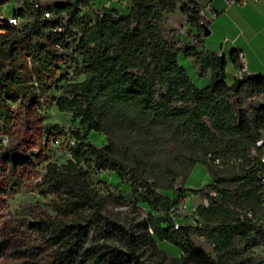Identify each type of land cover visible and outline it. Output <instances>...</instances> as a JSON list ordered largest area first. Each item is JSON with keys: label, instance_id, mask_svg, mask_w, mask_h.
<instances>
[{"label": "trees", "instance_id": "trees-1", "mask_svg": "<svg viewBox=\"0 0 264 264\" xmlns=\"http://www.w3.org/2000/svg\"><path fill=\"white\" fill-rule=\"evenodd\" d=\"M21 1L23 7L15 15L27 22L17 28L0 22V134L13 118L7 97L17 95L25 102L41 89L47 92L57 69L55 44L68 50L65 41L75 37L85 78L66 86L63 96L54 99L59 111L71 113L74 124L79 122L76 132L81 143L73 160L48 164L43 183L55 195V215L45 213L29 223L35 239L17 251L20 264H148L144 253L156 251L157 241L175 246L181 264H264L255 254L258 248L264 250V77L240 85L236 79L229 85L224 56L178 46L162 29L166 15L181 11L203 37L202 6L190 0H130L128 13L121 15L97 13L96 0L46 9L37 8V0ZM93 1V15L82 14ZM9 2L0 0V7ZM46 11L56 18H46ZM58 25L63 27L61 33L54 32ZM180 56L194 59L200 77L211 73V82L204 87L194 84ZM232 60L238 68V55ZM110 129L140 140L144 150L154 146L158 133L167 131L189 152L191 167L213 164L212 155L222 165L239 169L219 177L210 191L195 190L209 200L208 206L197 208L198 224L175 229L171 213L151 214L134 231L104 211V198L82 165L87 154L94 157L98 171L117 170L130 176L137 184L135 191L142 190V200L153 211L159 212L170 198L121 160L86 142L91 132ZM1 149L13 170L22 166L12 149L3 145ZM161 188L171 190L173 184ZM195 236L212 247L214 257L195 243ZM8 248L9 242H0V258Z\"/></svg>", "mask_w": 264, "mask_h": 264}, {"label": "rangeland", "instance_id": "rangeland-1", "mask_svg": "<svg viewBox=\"0 0 264 264\" xmlns=\"http://www.w3.org/2000/svg\"><path fill=\"white\" fill-rule=\"evenodd\" d=\"M74 1L37 0L44 9L58 3ZM93 5L94 1L83 9L82 14L87 12L93 15ZM22 7L21 0H10L8 4L0 7V22L8 23L11 18H16L17 24L14 26H22L27 19L15 15ZM60 17L64 21L67 20L65 15ZM187 24L189 25L187 17L177 11L165 16L162 29L165 35L174 41ZM65 42L70 48L59 50L55 77L49 79L46 93L41 89L25 102L17 95L6 98L13 118L7 130L0 134V242H9V248L0 258V264H20L22 260L18 258L17 251H23L25 245L35 239L28 229L29 223L45 213L55 215L52 206L55 195L43 183V177L49 163L63 165L73 160L74 151L81 143L76 132L80 129L79 122L74 124L72 114L59 111L54 102V99L63 96L66 86L85 78L83 64L75 53V37H69ZM181 46L185 45L181 43ZM181 59L182 66L191 79L196 81L197 86L207 85L204 83L206 77H200L191 64L184 60V56ZM227 72L229 80H232L236 67L230 65ZM86 142L104 148L102 154L121 160L129 171L142 174L155 186L158 193L170 198L169 203L162 206L159 212L153 211L148 203L142 200V190L138 188V191H135L137 184L130 176L125 173L121 175L117 170L98 171L95 169L94 157L87 154L82 165L92 179L94 187L104 198V211L115 221L134 231H138L151 214L175 213L181 191L186 192L191 207H200L206 197L195 190L204 187V192L210 191L209 186L219 177L234 175L239 169L233 164L217 166L210 162L207 165L197 164L191 167L189 152L178 146L175 138L167 131L158 133L154 146L147 150L140 149V140L115 129L106 133L91 132L86 136ZM1 145L15 152L23 161L21 167L13 170L6 163ZM228 158L224 157V160L227 161ZM170 184H173L171 190L165 191L161 188ZM226 187L233 188L232 185ZM187 223H192V220L188 219ZM193 239L214 257L212 247L204 239L197 236ZM255 254L264 260L263 249H256ZM180 257L181 252L165 241H157L156 251L147 250L144 253L148 264H181L177 262Z\"/></svg>", "mask_w": 264, "mask_h": 264}, {"label": "crops", "instance_id": "crops-1", "mask_svg": "<svg viewBox=\"0 0 264 264\" xmlns=\"http://www.w3.org/2000/svg\"><path fill=\"white\" fill-rule=\"evenodd\" d=\"M200 6L210 5L216 13V18L209 24L211 34L208 37H199L197 28L190 24L177 35L175 41L178 46L189 45L198 50H208L223 56L228 61V67L233 63V55L244 53L248 71L264 76V0H250L243 5L229 3L228 0H190ZM95 10L103 12L117 11L125 15L129 11L130 0L115 1L96 0ZM182 56L180 64L182 65ZM185 58V57H184ZM187 63L201 73L199 65L193 58H185ZM239 62V61H238ZM228 70V68H227ZM237 70V68H236ZM237 72L232 80L228 78L229 85L236 80ZM199 80V79H198ZM194 84L196 81L192 79ZM211 82V73L206 76L204 83ZM206 86V85H205Z\"/></svg>", "mask_w": 264, "mask_h": 264}, {"label": "built area", "instance_id": "built-area-1", "mask_svg": "<svg viewBox=\"0 0 264 264\" xmlns=\"http://www.w3.org/2000/svg\"><path fill=\"white\" fill-rule=\"evenodd\" d=\"M115 2L120 3L121 0H112ZM250 0H228L229 3L232 4H238V5H243L246 2ZM257 1V0H254ZM35 6L37 8H42L37 1H35ZM97 13L103 14L104 12L102 10L96 11ZM45 17L48 19H55L56 17L52 14V12L46 11L45 12ZM199 15L203 21L204 24L209 25L215 18H216V13L212 10V7L210 5H204L201 7ZM7 24L11 25H16L17 24V19L16 18H11ZM63 31V27L61 25H58L54 28V32L61 33ZM54 48H56L58 51L62 50V46L60 44H55ZM219 56H223V53H219ZM239 58V67L237 68V76L236 79H242V80H254L258 77H264L261 74L258 73H251L248 71L247 64L245 61V55L244 53H239L238 54ZM254 155H256V152H254ZM210 160L213 162V164L217 166H221L222 162L221 159L218 157H214L212 155H209ZM261 162L264 163V155L261 157ZM231 163H234V161H231ZM261 182L264 184V174L261 175ZM211 196H216V193L211 192ZM203 206H208L209 205V200L208 198H205L203 201ZM175 213H171V216L174 221V227L175 229H179L183 225H188V224H198L199 223V216L197 214V208L191 207L189 203V198L187 197L186 193H184L182 196L179 197V206L177 208V211H174ZM251 216V213L248 214ZM191 219L192 223H187V220Z\"/></svg>", "mask_w": 264, "mask_h": 264}, {"label": "water", "instance_id": "water-1", "mask_svg": "<svg viewBox=\"0 0 264 264\" xmlns=\"http://www.w3.org/2000/svg\"><path fill=\"white\" fill-rule=\"evenodd\" d=\"M203 33H204L205 37H208L211 34V30L209 28V25H206V24L203 25ZM242 82H243L242 79H237L238 85L242 84ZM99 151L101 153H103L104 152V148H99Z\"/></svg>", "mask_w": 264, "mask_h": 264}]
</instances>
